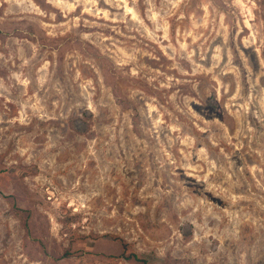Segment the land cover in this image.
<instances>
[{
  "label": "rangeland",
  "instance_id": "1",
  "mask_svg": "<svg viewBox=\"0 0 264 264\" xmlns=\"http://www.w3.org/2000/svg\"><path fill=\"white\" fill-rule=\"evenodd\" d=\"M0 264H264V0H0Z\"/></svg>",
  "mask_w": 264,
  "mask_h": 264
},
{
  "label": "trees",
  "instance_id": "2",
  "mask_svg": "<svg viewBox=\"0 0 264 264\" xmlns=\"http://www.w3.org/2000/svg\"><path fill=\"white\" fill-rule=\"evenodd\" d=\"M124 248H125V252H124L123 256H124L125 258H127V259L136 258V259H138V260L141 259V258L139 257L138 254H131V255H127V254H126L127 244H124Z\"/></svg>",
  "mask_w": 264,
  "mask_h": 264
}]
</instances>
